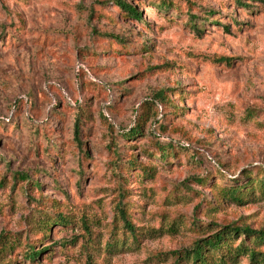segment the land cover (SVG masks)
<instances>
[{"label":"rangeland","instance_id":"1","mask_svg":"<svg viewBox=\"0 0 264 264\" xmlns=\"http://www.w3.org/2000/svg\"><path fill=\"white\" fill-rule=\"evenodd\" d=\"M122 1L139 20L114 0H0V232L19 241L1 263L173 264L170 251L223 224L264 230L258 191L241 202L220 191L245 171L264 177V0ZM158 88L170 103L142 104ZM166 142L172 155L159 159ZM119 198L135 243L113 219ZM44 212L72 222L44 235ZM114 238L127 247L105 251ZM28 244L44 249L33 261Z\"/></svg>","mask_w":264,"mask_h":264},{"label":"trees","instance_id":"2","mask_svg":"<svg viewBox=\"0 0 264 264\" xmlns=\"http://www.w3.org/2000/svg\"><path fill=\"white\" fill-rule=\"evenodd\" d=\"M237 3L241 4L244 7H249L247 3H243L241 0H235ZM115 5L124 12V15H129L133 19H140V12L137 11L135 6L129 5L122 0H114ZM171 5L170 0H161L157 6L164 9L169 8ZM205 13L207 15L211 14V10H207ZM194 15L188 14V24L189 27L194 31V33H200L198 24L194 21ZM206 19V18H204ZM115 39H119L118 36H113ZM222 59L220 56L216 61ZM170 91L168 88H158L154 90L151 94V100H144L142 104L151 105L155 108V103L165 108L169 104V98L167 92ZM147 110V108H144ZM144 117L141 116L136 119V123L122 133L123 137H132L136 135L142 127ZM73 138L76 140L78 146L82 144L78 139L79 127L78 120H74L72 127ZM174 145L170 142H166L165 146H157L159 149L158 158L166 159L167 155L170 153ZM172 155V153H170ZM128 165L131 167L138 168L139 171L148 177L153 175V167L140 164L134 159H130ZM250 171L243 172L241 176V181H233L230 184L223 185L220 188L222 199L225 198L234 202H241L247 199L251 193L258 191V195L264 198V177H257L250 175ZM14 181L16 179L26 180L29 183H32L34 187L38 186L36 181H31L25 173H14ZM246 179L245 181L243 180ZM71 216L68 214H62L60 212H53L50 215L47 213H41L35 219V226L39 230H43L44 235L48 232L50 226L56 225H68L72 220ZM113 219L114 221H119L121 228L126 231L128 237H130L131 242H137V232L135 231V226L132 225L128 218L126 207L124 202L119 198L113 206ZM79 225L82 228V233L84 234V241L89 243L92 241L90 236L91 230L86 219H81ZM238 240L234 244L235 240ZM71 240V239H70ZM115 238L110 241L107 240L104 243V250L110 252L115 247L121 249L126 246L124 240L121 238L119 240ZM264 243V230L262 229H253L247 225H234V223H227L221 225L218 229L212 233L197 238L194 240L190 246L183 247L177 250H172L170 253L174 256L173 264H180L181 261H189L190 264H236L240 257H247V264H264V251L259 249V246ZM19 245L18 238L15 236H10L5 232H0V261L5 255L11 251L13 248ZM44 249L35 250L34 244H28L27 248L24 250L23 257L29 261L37 259L38 255ZM0 264H4L1 263ZM85 264H94L91 261V255L86 254Z\"/></svg>","mask_w":264,"mask_h":264}]
</instances>
